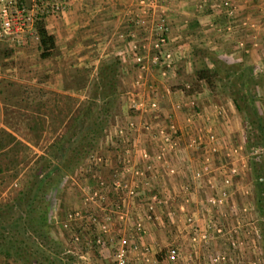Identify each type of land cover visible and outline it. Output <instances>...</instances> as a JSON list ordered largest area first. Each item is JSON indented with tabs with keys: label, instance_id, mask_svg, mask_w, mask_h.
<instances>
[{
	"label": "crops",
	"instance_id": "0c3cea01",
	"mask_svg": "<svg viewBox=\"0 0 264 264\" xmlns=\"http://www.w3.org/2000/svg\"><path fill=\"white\" fill-rule=\"evenodd\" d=\"M21 1L26 6L27 13L35 14L36 18H39L37 17L39 12L34 10L33 7L36 0ZM260 1V4L258 3L255 7L249 8L250 14L247 15L248 12L245 13L244 10H239L237 18L229 20L228 16L210 4V0H206L208 7L204 11L195 4L198 0H150L149 4L142 8L137 6L135 0H64V9L54 14L49 7H46L45 14L39 18L43 19L47 33L52 35L54 39L55 48L49 57L39 58L42 51L39 38L34 28L28 24L21 40L16 38L10 41H0V82L8 78L16 80V82L23 79L21 83H31L32 85L55 90L54 85L56 84L53 80L60 76V71L64 67H80L90 69L93 72L99 66L118 61L121 65L126 63L124 64L125 69L122 68V71L130 77V83L127 81L126 85L127 91L131 90L133 92L135 90L133 83L134 70L131 62H128L129 58L123 59V56L125 58L129 57L130 34L135 36L134 40L140 46L144 45L148 50L152 40L153 25L161 17L166 20L168 26L169 47L176 54L175 66H178V68L184 70L185 65V70L194 69L195 66L192 68L189 66V64L193 66L195 63L192 54L189 61L186 59V56L188 57L186 54L193 53L195 47L200 48V46L205 49L219 50L215 54L211 51L212 49L210 51L216 58H224L228 63L230 60L236 63H248L250 61L254 65L257 64L256 67H258L259 60L264 56V20L260 17L261 14H264V0ZM200 3L202 2L200 1ZM136 16L138 18L135 20ZM246 16L256 20L257 25L255 28L250 29L249 25L240 21L244 20ZM205 33L207 34L205 35ZM259 48H262L260 52ZM28 57L37 60L38 65L31 67L24 65ZM186 61L188 62L186 63ZM23 67L26 69L24 70ZM173 71V69L168 71L169 76L167 75V77H169V80L173 79ZM168 79L162 78L159 70L154 67L148 70L145 77L146 86L148 84L152 85L156 91H153V93L155 92L159 102H162L161 107L159 106L162 113H166L167 110L170 113L173 111L171 107L166 108V103L167 106L168 103L171 106L175 103L179 104L180 101L185 103L188 100L187 96L190 95L186 93V89L182 86L171 89L172 91L167 90L169 85L165 81ZM0 89L5 94L3 83L0 85ZM145 91L144 98L146 100L152 98L153 93L148 90ZM206 93L208 92L204 89V95ZM195 99L198 110L196 112L210 117L209 123L215 124L214 129L220 136V142L224 144V140H227L233 131L230 119L223 123L218 122V120L215 121L216 118L212 114L213 106L203 103L204 100H201V97L197 95ZM185 105L188 107V104ZM228 107L229 111L234 113L230 104ZM190 112V108H187L184 113H173V115L183 136L185 138H196L202 124L197 120V117L193 118V115L188 119L187 113ZM29 114V111L22 107L5 103L0 95V137H6L7 139L5 144L1 143L0 151L3 150L6 167H9L12 162L11 152L15 155L17 154L14 151L16 149L29 150L31 148V143L24 140L23 136L21 137L27 128ZM45 125L44 123V127ZM205 142V140L204 143L201 142L203 143L202 147L196 151L198 153H194V158L189 154L185 156L189 172L203 166V159L200 161L202 155L200 151H206ZM25 154L21 158L25 157ZM222 156V149L210 155V169L212 172L208 176H203L201 181L203 186L198 189L194 187L191 192L190 199L193 205L204 196H209L212 193L218 194L221 189H226L230 193L236 191L237 186H233V181L231 184L221 185V174L224 173L226 168V166H223L224 159ZM181 185L182 183L177 181L175 185L171 186H156L159 193L163 192L161 190L163 187L167 188V191L171 188L165 196L162 194L169 199L167 205L160 207L164 209L163 214L169 215L176 212L173 207H176L179 202L176 194L179 195ZM162 195L160 198H164ZM191 209L188 211H192ZM156 213L158 214L159 211L156 210ZM181 217L183 218L182 215ZM179 218L180 216L176 215V219ZM150 225L152 226V224ZM173 226L177 235L178 226L176 224ZM150 229L152 230V227ZM215 249H217V245L214 243L211 245L210 250L206 249L204 252L209 255V252Z\"/></svg>",
	"mask_w": 264,
	"mask_h": 264
},
{
	"label": "built area",
	"instance_id": "2783aa9c",
	"mask_svg": "<svg viewBox=\"0 0 264 264\" xmlns=\"http://www.w3.org/2000/svg\"><path fill=\"white\" fill-rule=\"evenodd\" d=\"M146 1L138 0L140 4H145ZM210 4L219 10H226L229 14L235 9V0H210ZM33 7L39 12L36 14L40 18L45 14L46 7L56 14L65 8V2L36 0ZM26 14V6L21 0H0V41L16 38L21 40L27 27ZM167 33L166 20L161 17L153 25L148 50L144 45L140 46L134 40L135 36L130 34L129 57L123 56V59L129 58L128 62H131L136 75L135 90L129 94L128 102L129 108L137 113L149 114L160 109L153 96L149 102H145L141 97L145 94L141 88L146 86L145 77L150 68L156 67L160 76L166 78L173 65L174 52L168 47ZM146 87L150 93L155 90L150 84ZM222 108L218 109V114L222 113ZM176 109L180 110L181 106H176ZM175 128L170 116L162 120H143L138 123L128 120L126 124L116 126L115 139L125 144L129 156L136 133H142L147 141L156 143L155 154L150 155L146 151L141 153L145 168L133 169L135 175L140 177L144 176V172H154L153 164H160L159 167L162 168V165L174 162V156L181 147ZM204 136L208 147L203 157V166L192 173L195 180L210 174V155L218 151L215 134L209 129ZM198 141H202L200 137ZM195 144L193 148L201 145L200 142ZM238 149L241 147L224 153L230 164L224 171V185L238 174L239 168L232 161L237 156ZM174 167L171 165L167 173L175 174L177 171ZM108 187L122 195V203L118 201L112 209L99 208L100 218L93 215L95 212L82 214L78 209L69 211L61 224L68 246L66 253L70 255L73 264H259V216L248 199L243 204H237L235 193L221 189L218 194L204 196L193 205L190 194L194 187L198 189L200 186H181L182 195L176 194L179 199L176 212L167 215L178 226L179 241L162 247L153 238L149 224L159 218L156 213L157 206L167 205L169 199L164 196L160 198L161 194L156 186H93L83 189V206L87 203L103 204ZM190 209L192 211H188ZM176 215L180 218L176 219ZM90 223L94 230L87 227ZM113 224L119 226L115 235L110 232ZM221 240L226 243V251L217 248L209 252V255L204 252ZM204 255L208 262L202 261Z\"/></svg>",
	"mask_w": 264,
	"mask_h": 264
},
{
	"label": "rangeland",
	"instance_id": "374dc122",
	"mask_svg": "<svg viewBox=\"0 0 264 264\" xmlns=\"http://www.w3.org/2000/svg\"><path fill=\"white\" fill-rule=\"evenodd\" d=\"M8 1V0H4ZM138 7H146L149 4L150 0H147L145 4H140L138 0H135ZM152 1V0H151ZM200 1L202 3H200ZM236 2V0H235ZM260 0H237V2L234 4L235 9L232 14H229L226 12V10L221 9L220 11L224 13L226 16L229 17V20L236 19L237 18V12L239 10H244L245 13L250 14V7H255V5L260 4ZM243 3V4H242ZM32 4V2H31ZM198 8L206 9L208 7L206 0H198L197 3ZM237 6V7H236ZM240 7V8H239ZM239 8V9H238ZM219 10V9H218ZM262 20H264V14H261L260 16ZM29 18V19H28ZM138 17L136 16L135 20ZM27 24L29 26H32L35 30L34 23L36 22L37 18L36 15L31 14L30 12L26 14ZM29 20V21H28ZM43 20V19H42ZM259 20V18H258ZM241 22H245L246 25H249L250 29L255 28L256 20L250 16H246L244 20H240ZM36 32V30H35ZM207 33H205L206 35ZM170 44L168 45V47ZM199 47V46H198ZM170 48V47H169ZM243 48V47H241ZM173 50L172 48H170ZM211 50L212 48H208ZM208 49H205L204 47L196 48L193 51V53L186 54V59L189 61L191 60V54L194 62L196 63V59L199 58V55H202L204 52H206ZM262 50V48H259V52ZM212 52H219V50H211ZM174 52V51H173ZM194 54V56H193ZM175 52H174V61L171 69H173L174 73L172 74L173 79L169 80V77H166L168 80L165 81L169 85L167 90L172 91L171 89H175L178 86H182L186 89V91L190 88V85L192 83V71L195 69L184 70L178 68V66H175ZM215 57L214 55H212ZM218 57V56H217ZM40 58V57H39ZM220 59V58H219ZM30 57H28L27 61L24 63L27 67L36 66L38 65L37 60H32ZM221 60H226L224 58H221ZM186 61V63L188 62ZM117 61H114L115 63ZM35 63V64H34ZM195 63L193 66L189 64V66L192 68L195 66ZM229 63H236L230 60ZM112 64V63H109ZM126 64V63H124ZM124 64H120L119 67L125 69ZM248 65L253 67V74L254 77L258 80L260 85L257 88V103L256 106L258 108L259 114H261L264 117V56L259 60V66L256 67V65L252 64L250 61L247 63ZM108 65V64H104ZM102 65V66H104ZM132 66V65H131ZM99 66L95 71L91 72L90 69H82L80 67H74L69 66V68H62L60 71V76L54 79V85L55 90L46 89L37 85H32L31 83H21L23 79L14 81L11 78L5 79L11 82H15L16 84L12 88L5 89V94L9 98V102L4 100L3 95L1 97L5 101V103L11 104V106H17L22 107L25 105H29V107H32L35 109V107L38 106L37 104V91L38 90H47L56 92L59 94H65L72 96L73 98L78 100V104L83 102L84 100V91H79L77 88L80 87L81 82L85 80H94L95 74L97 70L100 68ZM24 70L26 69L23 67ZM156 68V67H154ZM175 68V69H174ZM178 68V70H177ZM133 69V68H132ZM157 69V68H156ZM170 69V70H171ZM188 71V72H187ZM58 73V72H57ZM86 75V76H85ZM169 76V74H168ZM136 75L134 73V80L133 83H135ZM130 77L124 75L123 82L121 83V95L116 98V100L112 101L113 104H108L107 108H109L107 121H111L114 118L113 124L109 126V129L104 134H101L99 138L96 139V142L92 145V147L85 151L78 164L74 165L73 167L64 168L61 170H53L52 176H53V182L51 185V188L49 189L46 200L49 203V217H51L49 222V231L47 230V235L49 239L54 243L57 244V246L61 247L67 256H70L66 253L67 244L64 236V232L62 231V223L66 218V214L69 211L72 210H80L82 214L84 212H95L93 215L97 218H100L99 215V208H108L112 209L113 206L119 201H122V195L118 192H114L109 187L106 190V200L103 204H92L87 203V205L83 206L82 200L84 199V192L83 189L87 187H93V186H171L175 185L177 181L181 182V186H203L201 181L203 180H195L192 178L193 172L198 171L200 168L189 172V168L186 163L185 156L187 154L193 156L194 153H198L196 151L200 150L202 147V144L204 143L205 136L204 133L207 130H211L215 136H216V142H217V149L223 150V166H230L229 160L226 157L225 151L231 150L233 148L237 149L238 147H241V149L236 154L237 156L232 160L234 165L239 168L238 174L234 177L230 178V182L228 184H231L232 181L234 182L233 186H237L235 189V202L237 204H243L248 201L253 204L254 208H257L255 206V200H254V186H255V172H254V164L257 162V157L259 156V153L261 152L262 148L260 147L259 137L256 133V131L252 128H248L246 124V117L243 113H239L236 111L232 101L230 98H228L224 91V86L221 83H216L215 87L218 92L211 94L207 90L208 93L204 95V97L201 98V100H204L203 103L208 104L209 106H213L212 114L215 116L216 120L218 122H225L226 120L230 119V122L233 125V131L230 133L229 138L227 140H224V144H222L220 141L219 134L216 133L214 129V123L210 124L209 119L210 117H206V115H200L196 111L197 110V101H196V94H190L188 95L187 102H179V104L175 103L172 106L170 103L166 108L171 107L173 111L170 113H162V111L159 109L157 112L149 113V114H142L137 113L129 108V102H128V96L131 92L127 91V81H129ZM169 81H171L169 83ZM130 83V81H129ZM184 84H187L184 86ZM22 86L26 88L27 91H29L28 98L30 100L21 102L20 100L23 98L22 93ZM67 89V90H65ZM142 91L146 94L147 87L141 88ZM155 91V90H154ZM156 92V91H155ZM155 92L153 93V98L156 99V101L159 103V106L161 107V103L159 102L158 96H156ZM165 94V93H164ZM143 99L144 96L141 95ZM160 97V96H159ZM165 98V97H164ZM166 99V98H165ZM150 99L146 100L145 102H149ZM168 102V101H167ZM68 103V102H66ZM185 104H188V107H186ZM231 105L234 113L229 111L228 105ZM60 106H64V101L60 102ZM176 106H181L180 110L176 109ZM185 106V107H184ZM159 107V108H160ZM224 109H223V108ZM23 108V107H22ZM187 108H190L191 112L187 113V118L189 119L192 115L193 118L197 117V120L202 124L199 131L198 136L196 138H185L183 134L181 133V130H179L176 121L174 119L173 113H184ZM219 108H222V113L218 114L217 111ZM24 109V108H23ZM29 111V110H27ZM29 118L28 122L32 121L30 123L33 124L35 121V117L38 116L36 113L29 111ZM41 116V115H40ZM170 116L171 120L173 121L174 126L176 127V131L178 132L180 141H181V147H179L178 153L174 156V162L168 163L167 165H162L160 168L158 164H153L155 166L154 172H144V176H138L133 173V169L138 170H144L145 168V160L142 158L141 153L143 151H146L148 154L152 155L156 153L155 144L152 141H147L145 136L142 133H136L135 138H133L132 145V152L129 156L128 153H126L125 144H121L119 141H116L115 139V130L116 126L124 125L128 120H133L135 122H140L143 120H150V121H157L168 118ZM113 117V118H112ZM214 118V119H215ZM203 120V121H202ZM43 122L46 124L44 130L39 133L32 130H29L26 128L25 132L21 135L23 136L24 140L31 143V148L29 150L19 149L14 150L17 152V154L13 155L12 153V162L9 167L5 166V161L3 157V153L1 150L0 153V188L2 186L5 187V190L0 193V202L1 201H7L11 198L10 193L13 191H17L21 188H24V186H36V181L43 176L45 172H47L49 168V163L57 164V161L53 159V156L56 153V148L54 147V142L56 141V138L61 135V132H52L56 131V122L54 125H52L50 128L47 127L48 124V118L43 116ZM112 123V121H111ZM248 123V122H247ZM28 124V123H27ZM134 137V136H133ZM201 138L202 141H198V138ZM59 138V137H58ZM7 141L6 137H0V145L1 143H4ZM206 141V140H205ZM198 142H203L198 148H193L194 143L197 145ZM134 145V146H133ZM206 147L207 141L205 142ZM226 148V149H225ZM14 149V148H13ZM25 154V157L21 158ZM202 153L200 161L204 157V152L200 151ZM188 155V158H189ZM98 159L100 161H98ZM171 165H174L176 169L175 174H168L167 170L170 168ZM225 171V169H224ZM18 172V175L14 177V173ZM40 172V173H39ZM212 172V171H211ZM210 172V174H211ZM39 173L38 179L36 175ZM193 173V174H192ZM185 176V177H184ZM206 176V175H205ZM184 177V179H183ZM182 179V180H181ZM223 179H224V173L221 174V182L223 185ZM261 180V177H260ZM102 183V185L100 184ZM225 184V185H228ZM174 189V188H173ZM163 192L160 194H166V192H170L171 188L167 191V188L163 187L161 189ZM163 196V195H162ZM122 203V202H121ZM137 202H135L136 205ZM163 205H158L157 210L159 213L157 214L159 218L153 221L152 226L149 224V227H152V236L156 240V243L159 246L166 247L170 243H177L179 241L178 235H176V231L174 228V224L168 219L166 214H163L164 211L163 208H160ZM160 208V209H159ZM174 209L176 207H173ZM258 213V212H257ZM166 216V217H165ZM259 219L257 221V224L259 225V264H264V217L261 213H258ZM80 223H77V225ZM76 229L77 226H74ZM87 227H91V229L94 230V226L90 223L87 225ZM111 234L115 235L116 232L119 231V226L117 224H113L110 227ZM155 229V230H154ZM217 248L221 251H226L227 246L224 241H217ZM69 261L71 263L73 260ZM202 261L208 262V258L204 255L202 257ZM0 264H5L3 260L0 258ZM13 264H22V262L13 263ZM34 264H47V263H40L36 262ZM73 264V263H72ZM161 264V263H160Z\"/></svg>",
	"mask_w": 264,
	"mask_h": 264
},
{
	"label": "trees",
	"instance_id": "16d2710c",
	"mask_svg": "<svg viewBox=\"0 0 264 264\" xmlns=\"http://www.w3.org/2000/svg\"><path fill=\"white\" fill-rule=\"evenodd\" d=\"M34 27L42 50L39 57L45 59L55 48L53 36L47 33L42 19L37 18ZM124 75L117 61L101 66L94 80L81 82L77 90L84 91V100L79 104L70 94L38 90V106L35 109L29 105L22 106L38 115L33 124L30 123L32 121L28 122L29 130L41 133L45 128L44 116L48 118V128L56 122V131L52 132L63 131L54 142L56 153L53 159L57 164L49 163L50 169L36 181V186L27 184L24 188L11 192L9 200L0 202V258L5 264H72L63 249L47 235L50 205L46 195L53 182L52 171L69 169L78 164L82 154L113 124V117L112 123L107 121V106L121 95L120 86ZM191 78L192 83L186 93L196 94L201 98L204 97V89L214 94L218 92L215 84H223L225 94L231 99L236 111L243 113L248 128L256 131L262 150L254 164V200L257 212L264 217V117L259 114L256 106L260 83L254 77L253 67L245 62L228 63L213 57L212 52L207 50L196 59ZM2 83L5 89L16 84L8 80H2L0 85ZM3 93L0 89V95L9 102L8 96ZM29 93L22 86L23 98L20 101L30 100ZM61 101H64V106H60ZM39 173L36 175L37 179ZM13 175L17 176L18 172ZM3 189L5 190L4 186L0 188V193Z\"/></svg>",
	"mask_w": 264,
	"mask_h": 264
}]
</instances>
